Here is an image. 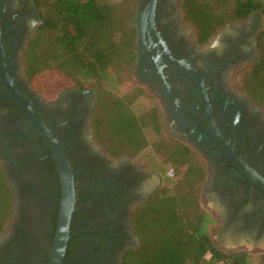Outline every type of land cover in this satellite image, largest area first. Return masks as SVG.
I'll return each instance as SVG.
<instances>
[{"label": "flooded vegetation", "instance_id": "af4514ba", "mask_svg": "<svg viewBox=\"0 0 264 264\" xmlns=\"http://www.w3.org/2000/svg\"><path fill=\"white\" fill-rule=\"evenodd\" d=\"M180 3L136 0L132 77L142 92L134 104L158 110L162 134L203 161L200 204L214 219L208 228L215 247L264 255V191L231 163L214 137L216 129L264 176V111L238 81L252 65L262 13L229 22L197 45L181 20ZM40 24L35 0H0V162L12 195L0 264H47L61 192L50 150L16 103L12 85L54 134L75 175L63 264H120L124 251L138 244L130 212L157 189L161 176L145 157L111 158L95 143L94 91L64 88L45 97L27 81L21 55Z\"/></svg>", "mask_w": 264, "mask_h": 264}, {"label": "trees", "instance_id": "16d2710c", "mask_svg": "<svg viewBox=\"0 0 264 264\" xmlns=\"http://www.w3.org/2000/svg\"><path fill=\"white\" fill-rule=\"evenodd\" d=\"M41 24L29 35L22 55L24 77L45 97L64 88L94 91L91 117L95 143L111 158L145 157L161 176L157 189L133 206L129 225L138 239L120 264H264V255L215 247L214 221L200 204L206 177L203 161L186 145L161 132L156 109L135 106L142 90L133 86L136 0H35ZM262 13L250 68L239 74L244 95L264 111V0H181L180 16L197 45L227 23L252 11ZM12 195L0 162V235L11 217Z\"/></svg>", "mask_w": 264, "mask_h": 264}, {"label": "water", "instance_id": "95a60500", "mask_svg": "<svg viewBox=\"0 0 264 264\" xmlns=\"http://www.w3.org/2000/svg\"><path fill=\"white\" fill-rule=\"evenodd\" d=\"M12 87L16 103L22 108L23 112L40 134L44 143L48 146L59 175L61 187L59 210L47 264H63L67 242L70 237V221L76 202L74 191L75 175L54 134L42 122L26 99L16 91L13 85ZM214 137L221 146L225 155L230 159L231 163L238 168V170L248 179L250 183L264 191V176L259 174L255 168L247 164L240 157V155L236 153L235 149L222 139L216 129L214 131Z\"/></svg>", "mask_w": 264, "mask_h": 264}, {"label": "rangeland", "instance_id": "374dc122", "mask_svg": "<svg viewBox=\"0 0 264 264\" xmlns=\"http://www.w3.org/2000/svg\"><path fill=\"white\" fill-rule=\"evenodd\" d=\"M133 86H135L134 80L133 82H131L130 84H127L126 88H132Z\"/></svg>", "mask_w": 264, "mask_h": 264}]
</instances>
